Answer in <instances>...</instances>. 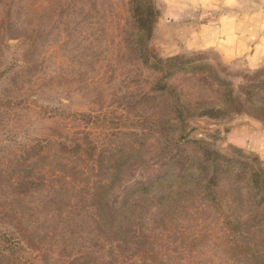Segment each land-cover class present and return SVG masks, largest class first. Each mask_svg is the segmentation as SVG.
<instances>
[{
    "label": "rangeland",
    "instance_id": "374dc122",
    "mask_svg": "<svg viewBox=\"0 0 264 264\" xmlns=\"http://www.w3.org/2000/svg\"><path fill=\"white\" fill-rule=\"evenodd\" d=\"M159 1L153 0L158 16L150 39L157 54L193 57L197 64L210 65L216 74L230 82L234 96L240 101L233 105L239 111L225 117L189 118L187 130L195 128L191 137L223 154L241 158L229 148L237 146L251 153L248 162L255 164L253 153L264 162V111L256 110L252 103L264 104V89L258 91L252 86L264 79V62L251 63L246 57L229 60L210 48L185 47L181 38L173 34L176 32L165 24L158 25L162 23ZM14 2L22 5V24L31 34L19 41L8 40V46L0 45V226L12 227L15 221L11 213L17 212L23 229L29 222L37 227L36 232L38 229L40 234L46 232L41 252L33 259L35 264H102L94 256L108 250H99L102 245L108 247L104 239L107 234L95 231V224H102L103 219L96 217L97 222L93 223L88 217L91 210L87 194L75 190L53 195L47 191L26 192L24 176L32 159L24 147L47 137L70 143L84 134L88 137L89 133L101 150L115 149L116 158L102 162L123 166L105 199L114 208L123 194L166 162L161 160L160 152L167 135L159 136L147 128L148 136L144 137V127L133 123L137 116L143 115L135 102L147 88L144 80L150 81L154 74L137 63L129 43L133 31L129 0ZM0 28H4L2 23ZM31 36L34 48L30 46ZM174 83L189 93L184 96L187 100L202 98L217 102L215 93L193 94L186 76H176ZM153 104L157 111L165 103L156 99ZM141 124L146 127L148 122L144 118ZM132 131L140 132L135 136L136 143H143L136 154L125 160L119 157L123 153L119 151L132 150ZM241 195L243 199L249 198L245 191ZM49 198L52 202L47 211L40 202ZM252 202L254 205L255 201ZM10 207L14 210L10 211ZM248 207L249 204L241 210ZM163 211L155 214L157 218L165 216V222L172 213L166 215ZM208 219L201 222L185 213L168 223L177 225L173 231L168 227L172 238L169 246L174 249L167 251L171 258L174 256L180 262L187 258L189 264L218 263L215 251L223 230L217 220ZM155 225L163 227L161 219ZM98 227L104 230L101 225ZM152 236L157 243L163 238L160 230H153ZM88 247L98 252L88 256ZM181 250L185 257L178 258L183 256ZM0 264L5 263L0 259Z\"/></svg>",
    "mask_w": 264,
    "mask_h": 264
},
{
    "label": "trees",
    "instance_id": "16d2710c",
    "mask_svg": "<svg viewBox=\"0 0 264 264\" xmlns=\"http://www.w3.org/2000/svg\"><path fill=\"white\" fill-rule=\"evenodd\" d=\"M129 11L133 25L129 43L135 60L154 74L150 81L144 80L147 88L140 92L141 99L135 102L143 115L137 116L133 123L136 127H144V137L148 136L145 133L147 128L159 136L167 135L160 152L161 160L166 161L164 166L144 181L137 182L112 208L105 199L123 166L103 165L102 162L115 159L117 151L112 148L101 150L89 133L88 137L84 134L70 143L47 137L24 147L32 159L24 176L26 192L47 191L51 195L67 194L69 190L85 192L88 209L91 210L88 217L93 223L97 222L96 217L103 219L102 224L97 222L94 229L106 233L104 239L108 241V247L102 245L99 248L108 249L106 252L95 254L98 250L88 247V256L95 254V259L102 264L191 263L187 258H183L184 262L175 261L174 256L171 258L167 253L174 250L169 246L172 240L170 233L177 227L168 223L185 213L201 222L213 218L221 226L223 231L215 251L219 259L217 264H264V235L260 234L264 233V162L254 153L255 164L248 162L247 157L251 153L234 145L229 148L241 158L223 154L202 140L192 138L190 134L194 127L187 130L191 117L221 118L239 111L233 109V105L240 104V101L234 96L230 82L216 74L210 65L197 64L193 57H161L157 54L150 44L158 16L153 0H129ZM21 15L22 5L14 0H0V23L4 26L0 28V34H3L1 46H8V40L19 41L31 34L24 28ZM29 38L30 46L34 48L35 40L32 36ZM178 75L186 76L193 94L215 93L217 102L202 98L185 99V94L189 93L174 83ZM252 86L258 91L263 90L264 79L252 83ZM248 95L251 94L248 92ZM156 99L165 103L162 110L156 111L153 104ZM252 103L256 110L264 111V104ZM144 118L148 122L146 127L141 124ZM138 134L139 131L131 132L132 150L119 151L123 152L119 157L126 160L136 154L138 146L143 143H136ZM242 191L249 198L243 199ZM252 201H255V208ZM51 202L49 198L40 203L48 211ZM247 204L248 213L241 210ZM9 210L14 209L10 207ZM159 210H164L166 215L172 213V216L163 222L165 216L157 218L155 214ZM11 215L15 221L12 227L0 226V259L5 264H35L33 259L41 252L40 245L46 232L40 234L39 229L36 232L37 227L29 222L23 229L17 212ZM160 219L163 227L155 225ZM98 225L104 230L98 229ZM40 227L44 225L40 224ZM168 227L172 228L171 231ZM153 230L162 231L163 238L159 243L152 236ZM181 251L183 256L178 258L185 257V252Z\"/></svg>",
    "mask_w": 264,
    "mask_h": 264
},
{
    "label": "crops",
    "instance_id": "0c3cea01",
    "mask_svg": "<svg viewBox=\"0 0 264 264\" xmlns=\"http://www.w3.org/2000/svg\"><path fill=\"white\" fill-rule=\"evenodd\" d=\"M158 5V25L176 32L185 47L264 62V0H160Z\"/></svg>",
    "mask_w": 264,
    "mask_h": 264
}]
</instances>
